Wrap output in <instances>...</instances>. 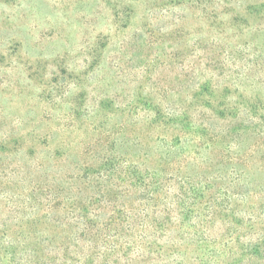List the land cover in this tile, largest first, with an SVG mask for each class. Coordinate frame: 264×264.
Returning <instances> with one entry per match:
<instances>
[{
	"label": "trees",
	"instance_id": "1",
	"mask_svg": "<svg viewBox=\"0 0 264 264\" xmlns=\"http://www.w3.org/2000/svg\"><path fill=\"white\" fill-rule=\"evenodd\" d=\"M242 1L163 0L218 34L139 61L129 93L105 84L102 41L59 116L0 132V264H264V0ZM231 12L254 22L235 45Z\"/></svg>",
	"mask_w": 264,
	"mask_h": 264
},
{
	"label": "rangeland",
	"instance_id": "2",
	"mask_svg": "<svg viewBox=\"0 0 264 264\" xmlns=\"http://www.w3.org/2000/svg\"><path fill=\"white\" fill-rule=\"evenodd\" d=\"M144 1L136 14H129L127 8L137 0H0V132H27L39 116H59L50 103L71 87L72 70L85 73L102 41L110 48L103 55L105 84H117L112 93H129L135 88L131 79L143 74L139 61L156 54L172 60L179 51H192L193 38L205 44L218 34L200 9L188 12L164 7L163 0ZM240 3L242 10L246 1ZM234 16L220 19L228 22L223 36L233 45L250 37L254 26L251 20L250 27L242 23L244 30L232 28ZM140 45L144 50L132 48ZM172 75L170 69L159 70L154 78ZM69 107L64 106L63 115ZM18 119L24 121L20 127L15 126Z\"/></svg>",
	"mask_w": 264,
	"mask_h": 264
}]
</instances>
